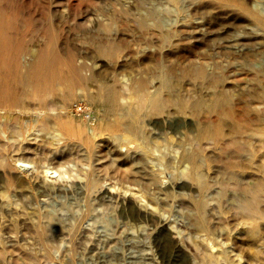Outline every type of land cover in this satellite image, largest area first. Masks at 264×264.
Returning a JSON list of instances; mask_svg holds the SVG:
<instances>
[{"label":"rangeland","instance_id":"rangeland-1","mask_svg":"<svg viewBox=\"0 0 264 264\" xmlns=\"http://www.w3.org/2000/svg\"><path fill=\"white\" fill-rule=\"evenodd\" d=\"M202 1L214 3L217 7L199 10L197 7ZM170 2L171 0H0V16L4 15L3 18L0 17V22L6 23L7 26H2L7 28V35L11 39L27 43L33 49L53 44L61 56L72 57L80 65L76 64L82 65L81 76L88 78L84 82L85 86L82 82L76 89L77 92H83H78L65 108L47 112L44 117L46 124L49 123L48 129L43 130L38 125L36 116H33L35 111L30 113L32 116H26L30 120L28 124L32 126L29 133H26V143L23 141V148L26 146L24 150L13 147L14 149L8 148L6 152L5 148H0V155L6 156L9 153L8 158L18 167L12 176H6L0 166V212L3 211L0 213V224H3L0 225V235L3 238L0 244V264H208L211 258L216 259L217 264H264V218H249V209L242 211L229 198L235 194L251 198V193L244 190L248 185L245 178L247 170L239 168L244 177L240 184L232 183L230 172L224 170L232 160L230 154L236 152V145H231L223 138L217 144L210 139L204 140L206 146L202 150L195 140L200 120L217 122L222 118L224 123L221 129L228 134L235 117L250 123L247 106L264 108V103L255 100V96L264 90V25L229 0H185L186 7L182 10H177L173 2ZM147 7H158L160 15L169 18L167 22L170 25L160 29L153 24L152 19H148L147 25L143 26L142 17H145ZM216 13L221 14L219 21L213 19ZM230 43L233 45H229ZM112 47L119 50L115 60L104 55L105 52H100L101 49H106L107 54ZM69 53L71 54L68 55ZM189 57L193 59L188 60ZM252 60L261 62V72L249 66ZM202 61H209L211 65L220 64L219 69L213 70L214 74L224 76L225 86L231 93L233 91V101L238 112L205 111L199 117L186 114L195 124L192 128L185 125L186 127L181 126L177 130H168L164 135L165 139L159 140L162 145H159L160 152L157 150V153L148 151L141 139L125 129L92 131L91 127L96 128L99 123L96 114L100 116L104 107L92 104L84 96L85 90L81 89L87 87L93 90V94H97L112 85L111 87L118 89V98L127 102L134 101L136 97L122 89V86L129 83L134 87L145 81L150 90L165 91L163 93L167 95L169 89L160 87L159 77L161 68L166 67L172 72L174 79L190 89L193 98L201 91L206 92L209 98L213 89H207L202 78H197L193 73L183 76L182 72L185 66L197 65ZM129 94L131 98L126 100ZM33 104L39 106L38 101H33ZM75 105L82 106L83 110L78 111ZM169 107L174 109L172 105ZM150 114L145 117L147 120L156 119L157 114ZM111 118L114 120L116 115L112 114ZM144 123L147 125L146 121ZM258 126L264 129V125ZM158 132L159 130L155 131L157 134ZM238 137L241 140V135ZM185 141L190 142L188 146L192 144L189 148L199 150L206 160L204 168L207 179L212 184L208 189L211 197L207 205V229L194 221L199 219L194 199L190 200L188 196L179 193H190L194 198L199 194L198 184L185 175L180 177L181 168L176 163ZM253 143L257 148V157L260 158L264 154V134L260 132V135H256ZM21 154L25 160L20 159ZM158 157L168 163L160 167L154 161ZM245 157L244 153L240 161L245 162ZM45 166L50 169L49 174L45 173ZM124 167L132 168L131 172L139 170L141 178L137 185L132 178V182H127L130 177L127 173L124 174ZM117 168H121L120 171ZM52 169H56L57 173ZM219 170L221 173H218ZM254 170L263 180L255 193L258 198L255 195L254 198L264 208V171L258 169L257 165ZM15 174H22L25 182L32 181L31 187L22 186L23 180L18 181ZM152 176L165 186L174 183L171 190L166 193L162 190L164 195L159 193L161 191H154V185L149 184ZM100 178L103 182L107 179L104 183L106 188L113 187V183L115 189L112 190L125 192L127 197L140 189L137 196L141 194L143 203L148 205V210L154 211L155 216L136 222L131 217L119 215L116 207H109V200L96 198L94 203L96 202L98 210L94 208L92 216L80 217L85 210L87 196L85 186L81 187L79 183ZM217 189L223 190L220 198L215 196L214 191ZM92 190L93 187L89 191ZM34 193L38 194L35 196ZM90 194L95 197L93 192ZM191 201L192 206H189ZM47 209H52L57 216L56 223L48 222ZM105 215H109V223ZM32 218L35 220L31 221ZM40 221L45 224L40 225ZM252 224H255L257 238L248 234ZM167 226L170 231L172 229L173 235L165 230ZM158 229L164 230L159 236ZM46 253L51 255L47 256Z\"/></svg>","mask_w":264,"mask_h":264},{"label":"bare ground","instance_id":"bare-ground-1","mask_svg":"<svg viewBox=\"0 0 264 264\" xmlns=\"http://www.w3.org/2000/svg\"><path fill=\"white\" fill-rule=\"evenodd\" d=\"M184 1L185 0H171L170 3L173 2L174 7L177 8V10H182L183 8L186 7ZM195 1L198 2V0H195ZM229 1L235 2V4L237 6L245 9L249 15L254 16L257 20H259L264 25V0H253L251 2L246 1V0H229ZM216 7L217 6L214 5V3L202 1L198 5L197 8L199 10L201 8H202V10L203 9L209 10V9H215ZM177 10H176V12H177ZM3 14H4V12H3ZM2 16H4V15H2ZM2 16H0V17H2ZM234 16L236 17L237 15H234ZM16 18L18 19V17H16ZM140 18H141V16H140ZM184 18H186V17H184ZM220 18H221L220 13H216L213 15V19H215L217 21H219ZM148 19H152L153 20L152 22H154L153 24L160 29H164L163 27H165L167 24L170 25V23L167 22L168 21L167 19H169V18L167 16L160 15V13L158 11V7H147L145 9V17H142L143 26L147 25ZM1 22H0V148L2 147V150H3V148H5L7 150L8 148L16 147V148H19V150H24V148L26 146L23 148V141L25 139L27 140L26 133L28 132V130L32 126V125L30 126L28 124V123H30L29 122L30 120H28V118L26 116H29L30 113L35 111L33 116H36L35 118L39 122L38 125L41 126V129H43V130L48 129L50 126L48 125L49 123L46 124V120L44 117L47 115V112H49V110L56 112L58 109L65 108L67 106L68 102L72 98L76 97L78 95L77 93L80 92V90H78V92L76 91L78 85L83 82V85L85 86L84 82L88 78L85 79L84 76H81L80 72L83 69L81 67L82 65L79 66L80 64L78 62H76V63H78L79 65L76 64L74 62V60L71 59L72 57L68 58L67 55L61 56L59 54L60 52H58V53L56 52L53 44H51V45L46 44L42 47L39 46L40 48L33 49L27 43L19 42L17 39L16 40L11 39L9 37L10 35H7V31H6L7 28L5 29L2 26V24L6 25V23L5 22L1 23ZM206 24H208V23H206ZM10 26H13V25H10ZM144 28H142V29H144ZM15 29H16V27H15ZM15 29H13V30H15ZM198 29L200 30V28H198ZM165 31H167V29ZM168 31H169V28H168ZM161 34H163V33H161ZM235 43H237V42L235 41ZM231 44L232 43H230L229 45H231ZM236 46L234 45V47H236ZM117 47H114V48L112 47L113 49L112 48L109 49V51H107V54H106V49H101L100 52H103V53L105 52L104 55H109L107 57L114 58V57H116L117 54H119L118 53L119 50ZM70 54L71 53H69L68 55H70ZM72 54L74 55L75 53H72ZM189 59H193V58L189 57L188 60ZM113 60H115V58ZM208 62L209 61H207V63H204L202 61V63L199 62L200 64H197V65L192 64L188 67L185 66L183 68L182 72H183V76L190 75L193 73V74H195V76L197 78H199V79L202 78L203 83L206 85L207 89H213L212 93H209V95H210L209 98L205 94L206 92L203 93L202 91L198 92V95H196V97L193 98V96H191V94L189 92L190 89L186 88L184 86L185 84L180 82L178 79H174L172 72L169 69H167L166 67L161 68V70L159 72V77H160V81H161L160 87H162L163 89H165V88L169 89V92L166 91L167 95H165L166 93L165 94L163 93L165 91H163V92L161 90L156 91L155 89H154L155 91L150 90L151 88L148 87V84L145 81L139 82L138 83L139 85L134 86V87L132 85H130L129 83H125V86H122V89H124L125 91L126 90L129 91V93L131 95H134L136 97V99L134 101H127V102H123L120 100V98H118V93H117L118 89H116L115 86L111 87L112 85H110V87L108 86L107 88H104V92L103 91L100 92V90H98L100 93H97V94H93V92H92L93 90H90L87 87L81 89V90H85L84 96L92 104L102 105L104 107L101 109L100 116L96 114V118L99 119V123H98V126L96 128L91 127V129H93L92 131L103 132L106 130H112L113 131L115 129H121V130L125 129L126 131H129V132L133 133L135 136H137L138 139H141V141H143L145 143L148 151L152 150V151L156 152L158 150L160 152L159 145L160 144L162 145V143H160V141L165 139L166 136H164V135L168 132V130L169 131L170 130H177L181 126H185V125H189L191 127L192 125L195 124L194 121L188 119V116L186 117V114H191V115L199 117L205 111H207V112L217 111L219 113H222L224 111H227V113L228 112H231V113L238 112V109H237V111L235 109V104L233 101L234 100V97L232 94L233 91L231 93L229 91V89H227V87L225 86L224 76L220 73L214 74L215 68L220 67V64L215 63L216 65L215 64L211 65V63L209 64ZM249 66H251L255 71H258V72L262 71L260 69L261 68V62H259V61L252 60V63H250ZM212 68H214V69H212ZM87 84H88V82H87ZM91 88L93 89V87H91ZM124 90H122V91H124ZM184 90H186L185 93H184ZM207 91H210V90H207ZM81 92H83V91H81ZM130 94L128 97H126V100H127V98H129L131 96ZM122 99L124 100L125 98H122ZM126 100H124V101H126ZM128 100H132V99H128ZM255 100H256V102L264 103V90H262V92L260 94H257V96H255ZM33 101H38L39 106H37V107L34 106ZM171 105L174 106V109L169 107ZM236 107H238V106H236ZM246 110H247V114H248V118H249L250 123L248 124L247 121L245 123V121L243 122V121L239 120V118L236 119V117H235L233 127L228 134L224 133L221 129V125L224 123L222 118H220L217 122L211 121V120L208 121L205 119L200 120L198 132H197V135L195 137V140L197 141V146L199 147V149H202V150H204V147L206 146L204 144V140L210 141V139H212L213 142L215 144H217V143H219L220 139L223 138V139H225V141H227L231 145H236V146H234L236 148V152H232V154H230V159H232V160L228 164V166L224 167V170L230 172L229 178L232 180V183L235 182L237 184H240V182H242V180H244L242 172L240 173V169H242V171L247 170L245 178L247 180L248 185L245 186L244 190H246V192H248V193H251V194H249L251 196V198H249L245 195H242V194L230 195L229 198L233 199L234 205L237 208H240L242 211H246L249 209L247 211L248 212L247 216L249 218H252L253 220H255V219L260 218V217L264 218V208H262V206H260L259 202H256V199H255V198H258L257 194H255L258 191L257 186L259 187L263 180L261 178H259L258 175H256V172L254 170L255 165H257L258 169H260L261 171H264V154H261L260 155L261 157L258 158L257 157L258 154L256 153L257 148L253 143V140L256 139V135H260V132L262 134H264V129H262L258 126V125H264V108L258 109V107L255 108V107L249 105V106H247ZM98 111H100V110H98ZM150 113L152 114V116H153V114H157L156 119L147 120L146 116L149 115ZM112 114L116 115V118L114 120H112V118H111ZM30 116H32V115H30ZM30 118H32V117H30ZM23 119H25V121H23ZM26 120H28V121L26 122ZM145 121H146L147 125L144 123ZM34 123H36L35 120H34ZM157 130H159L158 134L155 133V131H157ZM236 134H238V135H236ZM27 135H29V134H27ZM240 135L242 137L241 140L238 137ZM118 136L116 138H119ZM170 138H172V137H170ZM175 139L173 138V140H175ZM166 140H168V139H166ZM178 140H180V139H178ZM168 142H171V140ZM173 142H175V141H173ZM179 142H182V141H179ZM24 143H26V142L24 141ZM188 143H190V142H187V141L184 142L180 156H179V159L177 160L176 163H178V165H180V168H181L180 177L182 175H185L186 177L191 178L193 181H195L198 184L199 194L194 198L190 193H186V195H185V193H182V192H179V193H181L183 196H188L190 198V200H192V198L194 199L195 207L197 208V211L199 212V219H194V221L198 226L207 229V228H209V220H208L209 214H208V210H207V205H208V203H210L209 199L211 197L208 189L211 187L212 184H211V181L208 180L207 176H206L207 171H206V168H204L205 164H206V160H205L204 156L201 155V152H199V150H194V149L189 148L190 145L192 147V144H189V146H188ZM165 146H167V145H165ZM6 150H4V152ZM16 150H18V149H16ZM6 152H8V150ZM20 152L21 151H19V153ZM128 153H126V154H128ZM244 153L246 154L245 162H242V161H240V157ZM8 154L9 153H7L6 156L4 154L0 155V166L3 167L4 170L2 172L6 176H9V175L12 176L14 174V172L16 171V168L18 169V167H16L14 164H12L15 162L10 161V159L8 158L9 157ZM20 159L25 160V157L21 154ZM26 161L30 162V160H26ZM154 161L157 162V164H160V167H162V164L168 163V161H165L160 157L156 158ZM176 163H175V165H176ZM186 163L190 164V166H188ZM124 165L126 167V164H124ZM20 167H21V165H20ZM88 167H89V165H88ZM50 168H52V167H50ZM117 169H119V168H117ZM120 169L117 171H120ZM125 169H126V171L124 172V174L127 173L128 177H130V179H128L127 182L128 181L132 182L131 178L133 179V181L135 180V184L140 182L141 175L138 174L139 170L134 169L131 172L130 170L132 168L131 169L125 168ZM49 170L50 169H46V166H45V170H44V171H46L45 173L49 174ZM55 170L52 169L51 171L56 172ZM218 173H221V170H219ZM48 174L46 176H48ZM124 174H122V175H124ZM21 175L15 174V177L18 179V181L23 180L22 186H24V187L26 186V188L31 187L32 181L30 182V180H27V182H25L24 178H22ZM25 175H26V173H25ZM169 177H170V175H169ZM17 179L15 180V185H16ZM103 180H105V179H103ZM105 181L104 182L101 181V178H100V180L98 179V180L87 181L84 183L83 182L79 183L81 185V187H83V185L85 186V192H86L85 194L87 196L86 200H85L86 205L84 206L85 210L83 211V213L80 217H83L85 215L86 216L91 215L94 213V208L96 209V206H95L96 202L94 203V199L96 200V198L102 199V200H109L111 202V203H109V207L111 205L114 208L116 207L115 210L119 211V215H121L122 217H125V218L131 217V218L135 219L136 222L143 221L144 218H153L155 216L154 211L148 210L147 209L148 205L145 206V204L143 203L142 198L140 197L141 194H139V196H137V192L141 191L140 189H138L136 192H133V195L131 197H127L125 192L120 193L119 190L113 191L112 190V188L114 187L113 183H111L113 185V187H111L112 186L111 185L110 186L111 188L109 187L110 189L106 188L107 186L105 187V185H104V183H106ZM102 182H103V184H102ZM149 184L154 185L153 186L154 189L152 188L154 191H156V192L161 191L159 193H162L163 192L162 190H164L166 193L167 191L171 190L174 183H172V185L165 186V185H163L162 182L161 183L159 182V179H157L155 176H152ZM183 185H184V183L180 184L179 186L182 187ZM13 186H12V188H13ZM39 186L40 185H38L37 187H39ZM41 186H43V184H41ZM45 187H47V186H45ZM92 187H93V190L89 191ZM20 188H22V187H20ZM31 189H33V187L30 188V190ZM113 189H115V188H113ZM19 190H17V191H19ZM32 191H34V190H32ZM41 191L42 190H40V192ZM116 191H118L119 193ZM20 192H22V191H20ZM92 192L94 193V196H95L94 198L90 194ZM214 192H215V196L217 198H220L221 196H223L222 195L223 190H221V189H217ZM31 194L32 193H30V195ZM34 194H33V196H34ZM37 194H35V196ZM30 195H28V196H30ZM254 195H255V198H254ZM212 196H214V194H212ZM31 198H32V196H31ZM163 198H165V197H163ZM172 201H174V200H172ZM168 204H169V202H168ZM107 205H108V203H107ZM170 205H171V203H170ZM13 206H16V205H13ZM189 206H192V201L189 203ZM9 208L11 209V207H9ZM98 208H99V206H98ZM19 209H16V210L19 211ZM41 210H43V209H41ZM96 210H98V209H96ZM5 211H7V208ZM1 212H3V211H1ZM35 212H36V214H38L37 211H34V213ZM47 212H48L47 213L48 222L49 223H54V222L56 223L58 218L54 214L52 209L48 210ZM80 212H82V211H80ZM12 213H13V211H12ZM15 213H16V211H15ZM26 213H28V212H26ZM18 214H22V213L18 212ZM32 214H33V212H32ZM76 214H77V211H76L75 215ZM79 215H80V213H79ZM105 216H106V218H105L106 221H108V223H109L110 219L109 218L107 219V217L109 215L108 216L105 215ZM10 217H11V215H10ZM102 217H103V212H102ZM0 218H1V216H0ZM20 218H21V216H20ZM25 218H27V216ZM37 218H39V217H37ZM6 219H8V218H6ZM33 219L34 218H32L31 221H33ZM35 219H36V217H35ZM113 219L111 221H113ZM2 220H4V218ZM8 220H10V219H8ZM17 220H18V218H17ZM37 220H36V222H37ZM3 222H5V221H3ZM3 222H1V223H3ZM26 222H28V221L26 220ZM6 224H7V222H6ZM44 224H45L44 222L41 223V221H40V225H44ZM139 224L141 225V223H139ZM0 225H3V224H0ZM252 225H253L252 229H250L248 231V234L251 237L257 238L256 237L257 232H256L255 227H254L255 224H252ZM4 226H6V225H4ZM84 226H85V224H84ZM87 226L88 225H86V227ZM58 228H57V230H59ZM90 228H92V227L90 226ZM69 229L71 230L70 227H69ZM0 230H1V228H0ZM57 230H56V232H58ZM165 230L169 231V233L172 234V229L170 231L168 229V226H167V228L165 227ZM163 231H164L163 229H158L157 235L159 236L160 233ZM2 239L3 238L0 235V244H2L1 243ZM8 239L11 240L10 237H8ZM134 240H135V238H134ZM12 241H13V239H12ZM46 254H47V256L51 255V253H46ZM6 260H8V259H6ZM208 264H217V260L214 258H211L210 261H208Z\"/></svg>","mask_w":264,"mask_h":264},{"label":"built area","instance_id":"built-area-1","mask_svg":"<svg viewBox=\"0 0 264 264\" xmlns=\"http://www.w3.org/2000/svg\"><path fill=\"white\" fill-rule=\"evenodd\" d=\"M75 108L78 110V111H82L83 109H82V106H80V105H75Z\"/></svg>","mask_w":264,"mask_h":264}]
</instances>
